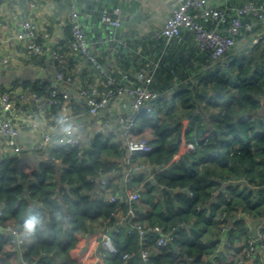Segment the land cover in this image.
Segmentation results:
<instances>
[{
    "label": "trees",
    "instance_id": "obj_1",
    "mask_svg": "<svg viewBox=\"0 0 264 264\" xmlns=\"http://www.w3.org/2000/svg\"><path fill=\"white\" fill-rule=\"evenodd\" d=\"M243 1L230 0L228 6ZM220 7L224 9L225 4ZM226 10V17L233 14ZM251 18L245 15L246 20ZM199 20L208 28L214 26L211 19ZM258 26L253 30L242 27L235 42L244 38V46L233 45L219 61L201 49L186 29L169 40L160 30L138 37L123 34V43L132 48L127 56L130 61L122 63L124 72L132 75L136 86L160 94L150 111L143 108L136 114V124L127 132V138L144 139L150 146L131 157L145 168L132 169V163L126 161L125 145L101 131H93L82 141L83 146L65 149L57 145L47 159L32 154L36 163L5 155L0 159V264H89L87 251L95 238L96 253L105 256L108 264H227L220 259V250L216 251L217 236L206 240L208 243L201 237L230 195L237 193L248 206L249 201L259 203L264 198V189L255 188L264 185L256 180L257 165L264 166V42L256 46L250 42L260 31ZM64 34L61 47L52 46L65 58L60 70L74 81L81 72L75 75L78 67L73 63H82V70L91 66L80 89L102 90L94 84L92 78L100 75L89 60L73 57L69 20ZM96 58L110 71L111 66L98 55ZM146 78L150 80L146 82ZM22 86L43 96L50 89L49 84L37 80H24ZM167 91H171L169 98L164 94ZM123 99L128 100H119ZM64 101L59 95L46 108L48 122L58 123ZM79 101L78 112H88L86 99ZM70 103L75 107L73 100ZM185 117L190 119L186 125ZM183 140L194 147L173 161ZM107 153L114 155L113 160L104 159ZM101 178L114 195L139 190L141 198L132 202L136 216L119 225V230L113 224L119 211L126 212L128 203L101 197ZM37 210L43 216L41 227L29 233L30 243L17 246L3 227L22 230L24 215ZM224 221L228 223L229 218ZM137 223L158 225L173 238L158 246L159 234L148 230L140 245L139 230L130 226ZM237 223L240 238L252 234V226L244 219ZM103 230L113 237L115 253H107L101 246L98 232ZM221 243L225 244V238ZM142 249L148 251L146 262L141 259ZM125 253L127 257H123ZM205 254L211 256L206 259Z\"/></svg>",
    "mask_w": 264,
    "mask_h": 264
},
{
    "label": "built area",
    "instance_id": "obj_2",
    "mask_svg": "<svg viewBox=\"0 0 264 264\" xmlns=\"http://www.w3.org/2000/svg\"><path fill=\"white\" fill-rule=\"evenodd\" d=\"M213 2L212 0H175L170 14L165 18L159 33L169 40L177 36L181 29H186L193 34L198 46L201 49L208 50L211 58L218 61L223 58L227 50L232 48L236 36L241 34L242 27L247 30H253L254 27L260 24L261 26L257 27L260 31L253 36L251 43L264 42V0H244L241 3H233L232 6H228V0H220L218 4ZM222 3H225L224 9L219 5ZM227 8L233 13L229 17H226ZM122 10V7L119 8V16L115 21L117 27H121ZM70 13L71 52L80 57H85L92 63L99 72L103 88L100 91L94 87L89 90L80 89L77 94L73 95L71 90L68 89V85L73 82L71 77L65 75L59 68L65 59L64 56L52 47L38 41L37 28L31 18L21 20L19 29L10 42H22L30 54L36 56L44 55L45 65H53L55 68V82L50 85L49 92L45 96L27 92L22 88L15 91V95H13V91L6 88L0 80V159L7 154L22 157L26 151H30L37 157L47 159L52 149L57 145H62L65 149L73 146H83L82 141L85 139L79 124L69 122L72 130L65 132L60 128L59 123L48 122L46 119V108L55 103L56 97L61 95L65 100L64 102L71 100V98L76 100L78 97H84L88 105L89 118H91L95 126L89 135H92L93 131H101L107 135L114 136L116 142L125 145L126 161L132 163V169L145 168L143 163L133 162L131 157L136 152L147 151L150 146L144 139L127 138V132L136 124V114L143 108L150 111L160 94L151 91L145 86H136L128 73L118 76L112 74L111 70L105 69L97 60V55L90 50V42L85 38L74 6L71 7ZM246 14H250L252 18L246 20ZM199 18L211 19L214 26L208 28ZM225 24H227L226 27ZM221 27H224V29ZM2 62L6 64L8 58H2ZM149 80L150 78H146V82ZM123 97H127L129 100V106L125 111L105 114L109 103H117ZM28 104H31L33 108H30ZM61 109H65L64 103ZM65 117L68 119L67 116ZM97 119H100V122H97ZM22 130L28 132L34 138L28 145H20L17 141V136L20 135ZM189 144L193 146L192 143ZM124 174L125 179L128 180L129 171ZM99 182V195L101 197L109 201H127L128 203L126 212L119 214L113 224L115 230H119V225L124 226L127 220L131 221L136 216V209L132 202L139 201L141 198L139 190L128 191L126 196L123 194L114 195L109 193L104 178H101ZM255 188L264 189V185H257ZM2 214L0 207V216ZM252 221H255L252 222V234L244 235L241 238L244 244L242 248L244 260H249L253 256L259 257V253L262 251L260 257L262 259L261 263L264 264V216ZM130 226L139 230L140 245L144 243L145 232L148 230L159 234L156 241L158 246L166 245L173 238L171 234L163 232L158 225L149 226L137 223L136 225L130 224ZM3 228L13 235L17 246L24 243V236H30L28 232L13 229L9 225ZM99 236L101 246L107 253H115L116 247L111 234L103 230ZM91 247L93 248V246ZM140 254L142 261L146 262L149 257L148 251L142 249ZM87 256H89V252H87ZM94 257L95 260L89 264H103V256L95 252ZM123 257H127V254L125 253ZM235 264H244V261H238Z\"/></svg>",
    "mask_w": 264,
    "mask_h": 264
},
{
    "label": "crops",
    "instance_id": "obj_3",
    "mask_svg": "<svg viewBox=\"0 0 264 264\" xmlns=\"http://www.w3.org/2000/svg\"><path fill=\"white\" fill-rule=\"evenodd\" d=\"M119 1L123 4V9H125L121 14L126 24L124 28H121V33L123 31L125 33L127 30V33H130L132 37L145 34L153 35L155 31L160 30L165 18L170 14V10L175 3V0ZM212 1L216 4L220 0ZM70 5H72L71 0H63L61 2L59 0H0V80L5 84L6 88L13 91V95H15V91L23 87L22 82L24 80H37L49 84V87L55 82V68L53 65H45V58H43V56L30 54L23 46L22 42H10L19 29V22L23 19L31 18L37 26V37L43 39L41 42H44L49 47H61L60 44L63 43L62 41L65 39L64 28L68 24ZM254 35H252V38ZM191 43L193 45L195 44L193 40H191ZM259 46L263 47V44ZM93 50L96 55L105 61V63L111 66L110 70L114 72L115 75H120L124 72L125 69L122 65L124 61H130L128 57L124 60H119L115 54H111L110 56L100 51V49L94 48ZM73 55L74 59L77 60V55ZM4 57L8 58L6 64L2 62V58ZM72 65L78 67L75 75L81 72L78 75L79 77L76 76L75 80L68 85V89L75 95L76 91L80 90V87H83V79L89 75L90 71L88 68L91 66H87V68H83L82 70L80 67L83 66L82 63L76 64L75 62ZM91 74L93 75L92 72ZM92 79L95 81V85L103 87L100 77L94 76ZM170 92L171 91H167L164 93L167 98H169ZM71 100L75 102V107L71 105L70 100L64 102L65 109H61V115L67 116V122L79 124L81 126L82 135L86 140V138H89L91 135H89V133L95 128L94 123L90 121L91 118H89L87 111L78 112L79 110L77 108L82 106L79 97L76 100L71 98ZM128 103L127 99L112 103L106 108L105 112L107 114H113L114 112L125 111L129 106ZM189 120L190 119L186 117L183 118V124L186 125ZM60 128H62L61 124ZM33 140L34 138L23 130L20 132V135L17 136V141L20 145H28ZM192 149L193 146H190L189 142L186 143V141L183 140L178 151L173 155L172 160L175 161L177 156L180 158L185 151ZM21 158L29 163H36L38 161L37 158L33 157L30 151H26ZM119 212V214L122 213L121 211ZM230 222H232L231 219ZM248 225L253 226V223L251 225L248 223ZM100 232H98L99 235ZM24 238L23 244L32 241L30 236H24ZM95 242H97L96 238L91 244ZM241 243V247H243L244 244L242 239ZM261 255L262 251L259 253V257Z\"/></svg>",
    "mask_w": 264,
    "mask_h": 264
},
{
    "label": "rangeland",
    "instance_id": "obj_4",
    "mask_svg": "<svg viewBox=\"0 0 264 264\" xmlns=\"http://www.w3.org/2000/svg\"><path fill=\"white\" fill-rule=\"evenodd\" d=\"M59 1L61 2L63 0H59ZM228 1H230V0H228ZM218 3H216V4H218ZM219 5H221V4H219ZM232 5H233V3H231V6ZM71 7H72V5H70V10H71ZM121 7L123 9V4L122 3L120 5V8ZM70 10H69V14H71ZM124 11H125V9L122 10V12H124ZM121 17H122V14H121ZM119 20H120V18H119ZM120 24H121V27H118V28H120V30H121V28H124V26L126 25L123 17L120 20ZM36 28H37V26H36ZM126 32H127V30H126ZM122 33L125 34L124 31ZM122 33H121V36L123 35ZM121 40H122V38H121ZM243 41H244V38H242V39L240 38V40L235 42L234 45L237 44L238 46L242 47V46H244V45H241V44L244 43ZM45 45H47V44H45ZM78 57H80V56H78ZM91 65H92V63H91ZM123 73H128V72H123ZM129 75H130V77L132 79V75L131 74H129ZM3 85H5V84L3 83ZM110 104H112V102L109 103L107 105V107ZM105 114H107V113L105 112ZM97 122H100V119H97ZM111 140H115V137L112 136ZM113 158H114V155L111 154V153H109V154L107 153V154L104 155V159L105 160H107V159L113 160ZM178 158L179 157L177 156L175 158V160H177ZM137 163L139 164L141 162H137ZM229 171L230 170L227 169L225 172L227 174H230ZM256 180L259 181V182H261V181L264 182L263 181L264 180V166L262 164H259L256 167ZM129 191H131V190H129ZM227 197L228 196H225V198H227ZM227 201L228 200L226 199L225 204H223L221 206V208H218L215 211L214 217L212 218V223L210 225L206 226V230L202 234L201 239L205 243H208V241L206 242V240H208L211 237H216L217 236L216 240H217L218 243H217V246H216V251L219 252V250H220V252H219L220 259H223L225 261V263H227V264L228 263L235 264L238 261H244V255H243L244 253H243V250H242L243 247H241L242 243H241V239H240V236H241V234H240V226H239V223H237V220H240L241 218L242 219L244 218V221L248 222L251 225V222H255V221H252V220L259 219L260 214L262 216H264V198H262L261 201H258L259 203H255L254 201H252V203H251L249 201V206H248L247 202L243 199V197H240L239 195H237V193H235V194H232V195L229 196L230 205H227V203H229ZM224 211H225V218L223 217ZM226 218H229V222L228 223H226L224 221V220H226ZM230 219L232 220V222H230ZM233 220H235V221L233 222ZM196 227L199 228L200 225L198 224ZM236 237H239L240 240L239 239L236 240ZM224 238H225V244L223 246H220L222 244L221 242L224 240ZM96 243L97 242L93 243L91 245V246H93V248L90 246L88 251H87V252H89L88 260H89L90 263L95 260L94 255H95V251H96V248H97ZM176 247H178V246H176ZM92 252H94V253H92ZM90 255H92L91 258H90ZM210 256H211L210 254H205L204 257L206 259H208ZM249 261H250L249 264H262L261 263L262 259H261V257H258V256L250 257ZM103 264H108L105 256H103Z\"/></svg>",
    "mask_w": 264,
    "mask_h": 264
},
{
    "label": "water",
    "instance_id": "obj_5",
    "mask_svg": "<svg viewBox=\"0 0 264 264\" xmlns=\"http://www.w3.org/2000/svg\"><path fill=\"white\" fill-rule=\"evenodd\" d=\"M90 50L100 49L105 54H115L124 60L132 48L121 40V30L115 25L119 16V0H71ZM96 54V53H95ZM215 132V131H214Z\"/></svg>",
    "mask_w": 264,
    "mask_h": 264
},
{
    "label": "clouds",
    "instance_id": "obj_6",
    "mask_svg": "<svg viewBox=\"0 0 264 264\" xmlns=\"http://www.w3.org/2000/svg\"><path fill=\"white\" fill-rule=\"evenodd\" d=\"M58 123L61 124L62 130L65 132H70L72 126L67 122L66 117L62 114L58 120ZM194 147V146H193ZM43 223V216L40 211H29L27 212L22 219V230L28 233L36 232Z\"/></svg>",
    "mask_w": 264,
    "mask_h": 264
}]
</instances>
